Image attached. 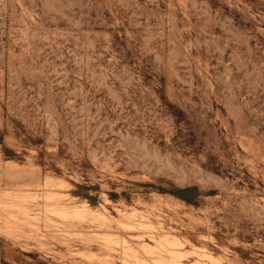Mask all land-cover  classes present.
<instances>
[{
	"label": "rangeland",
	"instance_id": "obj_1",
	"mask_svg": "<svg viewBox=\"0 0 264 264\" xmlns=\"http://www.w3.org/2000/svg\"><path fill=\"white\" fill-rule=\"evenodd\" d=\"M0 219V264H264V0H0Z\"/></svg>",
	"mask_w": 264,
	"mask_h": 264
},
{
	"label": "trees",
	"instance_id": "obj_2",
	"mask_svg": "<svg viewBox=\"0 0 264 264\" xmlns=\"http://www.w3.org/2000/svg\"><path fill=\"white\" fill-rule=\"evenodd\" d=\"M9 150L5 148V152H8ZM79 187H84V186H79ZM195 188L194 187H187L179 190H175L173 193L176 194L177 196L183 198L187 202H192L193 198L190 195L191 191H193ZM111 195H115L114 193H111ZM86 198H88L91 202H95L97 200V196L91 195L89 193L83 194Z\"/></svg>",
	"mask_w": 264,
	"mask_h": 264
},
{
	"label": "bare ground",
	"instance_id": "obj_3",
	"mask_svg": "<svg viewBox=\"0 0 264 264\" xmlns=\"http://www.w3.org/2000/svg\"><path fill=\"white\" fill-rule=\"evenodd\" d=\"M54 196H55V195H54ZM24 207H25V206H24ZM26 209H27V210H26ZM83 210H84V209H81V208H80V210H79V207H78V210L75 209V210H73V212H74V213L76 212V213H78V214H81V213H84ZM24 211L27 213V212H28V208H24ZM64 211H65V210H64ZM29 212H30V211H29ZM27 214H28V213H27ZM68 215H69V213H68ZM15 217H16V216H15ZM15 217H14V218H15ZM12 219H13V218H12ZM0 221H1V219H0Z\"/></svg>",
	"mask_w": 264,
	"mask_h": 264
}]
</instances>
